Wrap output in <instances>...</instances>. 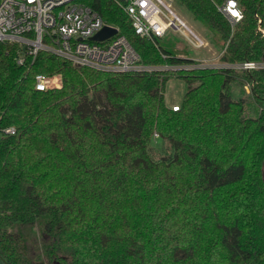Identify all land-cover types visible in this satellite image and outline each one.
I'll return each instance as SVG.
<instances>
[{
  "label": "trees",
  "instance_id": "trees-1",
  "mask_svg": "<svg viewBox=\"0 0 264 264\" xmlns=\"http://www.w3.org/2000/svg\"><path fill=\"white\" fill-rule=\"evenodd\" d=\"M79 1L169 68L111 73L44 51L21 66L0 43V127L17 131L0 138V264H264V70L198 67L136 35L114 0ZM180 1L219 35L222 64L264 61V0H237L233 31L224 0ZM37 75L61 88L37 91ZM173 78L188 85L177 110Z\"/></svg>",
  "mask_w": 264,
  "mask_h": 264
},
{
  "label": "built area",
  "instance_id": "built-area-1",
  "mask_svg": "<svg viewBox=\"0 0 264 264\" xmlns=\"http://www.w3.org/2000/svg\"><path fill=\"white\" fill-rule=\"evenodd\" d=\"M114 1L129 16L135 34L142 38L162 39L167 31L173 30L183 33L195 49L206 46L205 41L188 28L164 0ZM217 8L228 20L232 31L243 19L237 0H224ZM257 19L261 24V19ZM106 26L116 28L79 0H0V43L18 45V65L24 66L28 61H34L38 53L44 51L75 66L111 73L150 72L169 68L143 64L138 52L120 35L118 28L117 34L111 38L102 42L92 41L91 38ZM258 32L264 34L260 25ZM194 62L196 66L202 67L206 60ZM222 66L218 68L251 72L264 70V61ZM61 85L60 76L35 77L37 91L59 89ZM16 133L15 127H0V138Z\"/></svg>",
  "mask_w": 264,
  "mask_h": 264
},
{
  "label": "rangeland",
  "instance_id": "rangeland-1",
  "mask_svg": "<svg viewBox=\"0 0 264 264\" xmlns=\"http://www.w3.org/2000/svg\"><path fill=\"white\" fill-rule=\"evenodd\" d=\"M171 10L190 28L194 33L200 36L206 43L202 49H195L188 42L187 38L181 32L169 30L164 38L159 39L161 46L173 50L183 57L194 61L206 60L202 67L218 68L224 67L219 62V56L222 52V41L219 35L208 28L202 21L197 20L193 14L180 0H164ZM188 90V85L180 79H171L165 89V103L172 110H177L181 107L184 96ZM243 97L247 101L250 100V89L246 88L245 93L239 91V88L234 90V99L238 100ZM249 104V103H248ZM251 106V105H248ZM252 110L254 108L250 107ZM252 117L255 112L250 113ZM161 141L157 136H154V145L161 147Z\"/></svg>",
  "mask_w": 264,
  "mask_h": 264
},
{
  "label": "water",
  "instance_id": "water-1",
  "mask_svg": "<svg viewBox=\"0 0 264 264\" xmlns=\"http://www.w3.org/2000/svg\"><path fill=\"white\" fill-rule=\"evenodd\" d=\"M117 34V29L113 27H104L99 33L91 38L92 41L102 42Z\"/></svg>",
  "mask_w": 264,
  "mask_h": 264
}]
</instances>
